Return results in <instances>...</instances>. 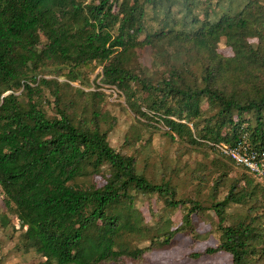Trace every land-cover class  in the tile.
Instances as JSON below:
<instances>
[{
    "label": "trees",
    "instance_id": "16d2710c",
    "mask_svg": "<svg viewBox=\"0 0 264 264\" xmlns=\"http://www.w3.org/2000/svg\"><path fill=\"white\" fill-rule=\"evenodd\" d=\"M105 87L143 124L130 151ZM149 126L206 161L148 175ZM239 141L264 149V0H0V224L38 264H145L180 234L264 264V182L219 148Z\"/></svg>",
    "mask_w": 264,
    "mask_h": 264
},
{
    "label": "rangeland",
    "instance_id": "374dc122",
    "mask_svg": "<svg viewBox=\"0 0 264 264\" xmlns=\"http://www.w3.org/2000/svg\"><path fill=\"white\" fill-rule=\"evenodd\" d=\"M220 51L225 55L232 54L231 48L228 47L224 41L220 43ZM141 61L149 65L150 56L146 51H142L140 55ZM100 71V68L97 70ZM94 77V76H93ZM75 85H78L75 83ZM104 91L111 94L108 97V109L118 118V123L114 131L110 135L111 145L117 149L121 148L125 151H130L128 147L122 145L125 140V134L129 131L132 125L142 126L143 124L138 121V117L135 116L129 109L124 107V97L120 96L117 90L113 88L105 87ZM165 129V128H164ZM144 131V138H142V144L148 139L149 142L146 146L140 147V167L147 168V174L154 177H160L162 171L161 168L165 169L164 166H183L184 163H190L191 165H198V161L202 163L206 160L203 159L200 152L183 153L184 149H180L181 146L178 144H171L170 140L167 139L162 129H155L154 127H147ZM238 168L240 166L235 165ZM184 175V172H182ZM175 177H177L175 175ZM177 180L179 178H176ZM94 180L98 184H103L104 179L101 176H94ZM193 191V186L189 184H183L182 190L185 192ZM138 206L144 212L146 218L151 220L150 209L154 208L158 210L161 205L156 202V198L146 197L144 200L138 202ZM0 211H3V201L0 196ZM175 225L181 222V212H177L174 215ZM14 224L17 223L14 219ZM19 226V225H17ZM209 221L201 222L198 230L204 232L210 228ZM18 233L15 232L13 226H3L0 224V264H38L43 258L36 252L30 251L24 253L15 248L17 242ZM178 243L169 249H163L153 252L150 255V260L145 264H233L232 257L227 252H217L215 254H204L199 258L193 257L194 253L202 252L208 246H216L217 239L211 237L207 241L194 242L191 236L178 235ZM132 264V263H128Z\"/></svg>",
    "mask_w": 264,
    "mask_h": 264
},
{
    "label": "built area",
    "instance_id": "2783aa9c",
    "mask_svg": "<svg viewBox=\"0 0 264 264\" xmlns=\"http://www.w3.org/2000/svg\"><path fill=\"white\" fill-rule=\"evenodd\" d=\"M219 148L236 165L245 168L264 182V149L252 148L244 141L234 145L221 144Z\"/></svg>",
    "mask_w": 264,
    "mask_h": 264
}]
</instances>
